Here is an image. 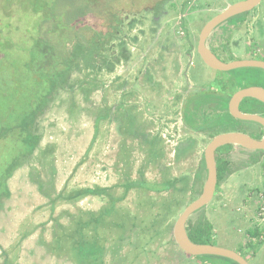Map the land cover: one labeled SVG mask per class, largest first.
I'll list each match as a JSON object with an SVG mask.
<instances>
[{"label": "rangeland", "instance_id": "rangeland-1", "mask_svg": "<svg viewBox=\"0 0 264 264\" xmlns=\"http://www.w3.org/2000/svg\"><path fill=\"white\" fill-rule=\"evenodd\" d=\"M238 1L241 0H158L162 4L156 6L155 0H150L137 14H121L123 18L126 16L125 25L134 21L132 28L124 27L129 59L121 62L112 75L100 77L103 88L92 91L87 102L81 92H72L76 108L69 109L67 92L56 94L35 123L34 131L40 135L37 148L19 166L25 143L18 126L32 114L49 87L41 78L44 70L48 72V61L65 58L59 48L65 52L62 36L67 35L58 32L55 41L58 52L52 53L48 46L26 34L37 18L30 15V10L38 8L40 0H0V41L14 42L0 50V194L6 180L9 190L0 207V264L5 260L10 264H72L46 250L56 225L51 219L79 208L96 211L103 201L86 197L75 204L57 201L52 208L44 193L54 197L63 188L68 191L93 185L111 187L121 181L120 175L125 172L137 177L143 151L121 131L125 118L116 119L115 108L119 103L126 106L125 111L134 113L137 130L161 138L166 154L162 163L172 168L173 175H188L192 179L211 138L183 125L182 101L198 88L230 95L240 89L242 80L232 78L243 69L221 72L206 66L196 53L197 35L207 21ZM5 9L9 16H3ZM240 17L230 18L227 26L232 28ZM227 49L229 55L223 58L226 61L264 60V0L229 31ZM245 69L246 81L250 79L264 86V70ZM115 77L118 78L114 81ZM70 81L75 89L85 79L80 70H75ZM105 108L110 110L109 115L102 118L95 131V115L103 114ZM134 136L139 138L138 134ZM183 142L186 148L175 158V149ZM123 145L130 149L125 156L129 162L125 170L123 163L118 162ZM253 157V154L238 156L233 172L218 186L202 211L212 225L211 242L215 246L237 252L238 246L243 247L251 240L247 230L259 229V206L264 199V153L255 163L250 162ZM245 160L251 164L244 165ZM144 173L147 180H152L157 169L150 165ZM38 183L43 184L41 188ZM190 194H185L186 204L181 211L191 201ZM138 198L136 192H129L122 203L129 208L131 217L138 216L137 212L139 217L142 215ZM152 248L155 254L135 264H199L196 256L187 257L175 242ZM245 258L249 264H264V235L254 254L249 251Z\"/></svg>", "mask_w": 264, "mask_h": 264}, {"label": "trees", "instance_id": "trees-1", "mask_svg": "<svg viewBox=\"0 0 264 264\" xmlns=\"http://www.w3.org/2000/svg\"><path fill=\"white\" fill-rule=\"evenodd\" d=\"M149 1L40 0L39 7L30 10V15L37 17L33 21L34 24H30V29L26 33L30 39L37 40L40 45L48 46L52 53L57 54L56 35L61 31V34L65 35L66 33L67 36H62L64 37L65 52L61 46L59 48L65 58L57 57V55L56 60L48 61L49 67L47 68L50 70L48 69V72L44 70L41 78L48 83L49 87L43 93L41 102L33 109L32 114L26 116L18 126L21 127L20 133L23 135L25 143L19 166L22 160L31 156L37 148L40 135L34 131L35 123L56 94L62 91L67 92L69 109L76 108L72 92H81L83 100L87 102L92 91L103 88L104 85L99 84L100 77L112 75L121 62L129 59V42L125 37L124 27L132 28L134 21H130L128 26L125 25L126 19L121 14H137L139 10H144ZM159 4L162 3L155 0V5ZM6 11L7 9L3 12L4 17L9 16L10 12ZM239 16L241 17L237 18L235 26L244 20L246 14L243 13ZM227 39L228 31L225 33L224 43L220 45L221 50L225 48ZM8 42L0 41L1 51L14 43H10L9 40ZM217 49L211 47L212 52L218 55ZM75 70L82 72L85 81L78 83L74 89L70 76ZM241 70L239 71L242 72L241 74L232 78L233 81L242 80L240 88L264 87L250 79L246 81L244 79L246 69ZM229 72H233V70ZM117 78L115 77L114 81ZM229 96V94L220 91L219 93L204 91L200 94H191L181 107L183 124L189 130L210 138L221 132L236 131L238 128L249 129L257 133L256 138H259L263 133V128L259 124L238 120L229 115L227 111ZM241 107L242 112L264 115V103L255 99H244ZM125 109L126 106L119 103L115 108V114L116 119L125 118L121 131H124L128 138L133 139L143 151V158L137 169V177L132 178L125 172L120 175L121 181L111 187L93 185L73 188L68 191L63 188L54 197H50L47 192L44 193L49 198V205L52 208L57 201L75 204L86 197H96L103 201L96 211L79 208L75 212H67L65 215L62 213L58 215V218L51 219L53 225H56L51 232V242L45 246L46 250L57 257L68 259L72 264H135L140 259L155 254L153 246L159 248L163 244H174L171 234L172 220L180 214L186 204L185 194L190 192V198L193 200L201 191L205 178L203 157L201 156L192 179L188 175H173L172 168L167 163H162L166 154L161 138L156 134L145 135L143 130H137L134 113H128ZM109 112L110 110L105 108L103 114L95 115V131L98 123L102 118L106 119ZM134 134H138L139 138H136ZM185 142L177 145L175 158L180 150L186 148ZM226 147L227 149L219 148L215 152L216 189L233 172L232 163L226 154L232 146ZM48 149L50 148L46 150ZM129 152L130 149L123 145L122 152L120 150V154L118 153V162L119 164L123 163V170L129 165L125 157L129 155ZM250 152L254 156L250 162H257L262 151ZM251 163L248 162L244 165ZM150 165L157 169V175L154 179L147 180L144 170ZM38 185L41 188L43 184L38 183ZM129 192H136L139 196L137 201H139V212H142L140 217L138 212V216L131 217L129 208L122 205ZM8 196L6 180L0 194V207L3 206L2 199ZM203 209L197 211L192 219L187 221L186 232L193 242L212 244V225L202 212ZM61 219L63 222L60 221ZM246 234L251 240L243 247L238 246L239 250L237 251L244 257L249 251L252 252V255L257 250L261 236L264 235V229H248ZM194 259L199 261V264H237L230 259L210 255L196 256ZM6 262L8 261L5 260L4 264H10V262Z\"/></svg>", "mask_w": 264, "mask_h": 264}, {"label": "water", "instance_id": "water-1", "mask_svg": "<svg viewBox=\"0 0 264 264\" xmlns=\"http://www.w3.org/2000/svg\"><path fill=\"white\" fill-rule=\"evenodd\" d=\"M261 1L241 0L232 3L203 25L200 33L197 35L196 53L206 66L221 72H229L240 68H259L264 70V60L261 59H233L223 61L212 52L208 44L212 32L219 26L232 17L253 10ZM246 98H252L264 103V87L248 86L236 90L228 100L227 111L229 115L238 120L255 122L264 129L263 116L240 111L239 105ZM227 145L240 147L249 151L264 152V131L260 138H254L241 131L221 132L211 137L202 153L205 178L202 182L201 191L177 216L172 225L171 234L175 244L187 257L210 255L227 258L237 264H249L244 256L234 250L218 247L213 244H202L191 241L186 232L187 221L192 219L197 211L205 208L213 198L217 185L215 152L217 149Z\"/></svg>", "mask_w": 264, "mask_h": 264}, {"label": "flooded vegetation", "instance_id": "flooded-vegetation-1", "mask_svg": "<svg viewBox=\"0 0 264 264\" xmlns=\"http://www.w3.org/2000/svg\"><path fill=\"white\" fill-rule=\"evenodd\" d=\"M155 10V7H153L152 8V11H154ZM248 13V12H247ZM247 13H245V14H247ZM241 15V14H240ZM236 17V16H235ZM124 18H126V16H124ZM228 21V20H227ZM227 22H224L223 24H226ZM241 23V22H240ZM240 23H238L237 24V26H239L240 25ZM222 24V25H223ZM219 26L215 31H213L212 32V34H211V36L209 37V40H211L210 41V43H209V41H208V44H209V47H210V49H211V47H215V48H218L217 50V53H218V55H217V57H219L221 60L223 59V58H225V59H227V55H229V53H228V49H227V44H225L226 46H225V48H223L222 50H221V43H224V38H225V33H226V31H228V34H229V31L231 30V29H234L235 27H237V26H235V24L233 25V27L231 28V26H227V24L226 25H224V26ZM224 27V28H223ZM223 28V29H222ZM222 29V30H221ZM219 32V33H218ZM218 33V34H217ZM227 35V34H226ZM197 45V44H196ZM219 46H220V48H219ZM215 54V53H214ZM223 60V61H226V60ZM249 59V58H248ZM250 59H256V58H250ZM204 86V85H203ZM236 91V90H235ZM234 91V92H235ZM204 92V90H203V88H198V89H195V91L193 92V93H191V94H195V93H198V94H200V93H203ZM234 92H232L231 94H230V96H229V98L231 97V95L234 93ZM191 94H188L186 97H185V99H183V101H182V104L185 102V100H186V98L189 96H191ZM229 100V99H228ZM242 103V102H241ZM241 103H240V105H239V109H240V111L242 110V107H241ZM260 115V114H259ZM183 123V122H182ZM184 125V124H183ZM185 126V125H184ZM186 127V126H185ZM263 131H264V129H263ZM244 133H247V134H249L250 136H252V137H254V138H256V136H257V133H255V132H253V131H251V130H246ZM263 134V133H262ZM262 134L260 135V137L262 136ZM259 137V138H260ZM264 152L262 151V154H263ZM226 154H227V156H228V158H229V160H230V162L232 163V166L231 167H233V165H234V163L235 164H238L237 163V159H238V156L240 155V157L241 158H244V156H246V155H250V154H252V152H250L249 150H246V149H243V148H240V147H233L232 146V148L231 149H229L228 150V152H226ZM262 154H260V156L262 155ZM248 160H245L244 161V163L243 164H246V163H248L247 162ZM242 167L244 168V167H246V166H243L242 165ZM262 229H264V227L262 228ZM262 237V236H261ZM252 253V252H251Z\"/></svg>", "mask_w": 264, "mask_h": 264}, {"label": "built area", "instance_id": "built-area-1", "mask_svg": "<svg viewBox=\"0 0 264 264\" xmlns=\"http://www.w3.org/2000/svg\"><path fill=\"white\" fill-rule=\"evenodd\" d=\"M257 221H258L257 225L259 226V230H262V228L264 227V199L261 202V205L259 206V214Z\"/></svg>", "mask_w": 264, "mask_h": 264}, {"label": "crops", "instance_id": "crops-1", "mask_svg": "<svg viewBox=\"0 0 264 264\" xmlns=\"http://www.w3.org/2000/svg\"><path fill=\"white\" fill-rule=\"evenodd\" d=\"M264 178V177H263Z\"/></svg>", "mask_w": 264, "mask_h": 264}]
</instances>
